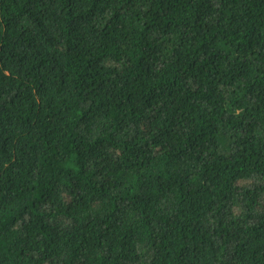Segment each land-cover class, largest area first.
Here are the masks:
<instances>
[{
  "label": "trees",
  "instance_id": "obj_1",
  "mask_svg": "<svg viewBox=\"0 0 264 264\" xmlns=\"http://www.w3.org/2000/svg\"><path fill=\"white\" fill-rule=\"evenodd\" d=\"M0 264H264V0H0Z\"/></svg>",
  "mask_w": 264,
  "mask_h": 264
}]
</instances>
